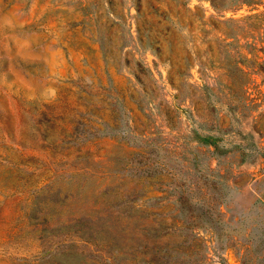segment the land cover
Here are the masks:
<instances>
[{"label":"rangeland","instance_id":"rangeland-1","mask_svg":"<svg viewBox=\"0 0 264 264\" xmlns=\"http://www.w3.org/2000/svg\"><path fill=\"white\" fill-rule=\"evenodd\" d=\"M217 1L0 0V264H264V0Z\"/></svg>","mask_w":264,"mask_h":264},{"label":"trees","instance_id":"trees-1","mask_svg":"<svg viewBox=\"0 0 264 264\" xmlns=\"http://www.w3.org/2000/svg\"><path fill=\"white\" fill-rule=\"evenodd\" d=\"M210 2L212 3V5L216 8H221V3L217 0H210ZM244 3L247 4H251L250 2H252V0H243ZM256 3V2H255ZM183 203L188 202V199L186 198V196L184 195L182 201ZM162 226V230L161 233L166 230V229H171L174 226L173 225H169V224H161ZM154 229L159 230L157 228V226L153 227ZM81 230V234H79V236L81 238H83L86 241L92 242L97 246H104L105 249H107V251L111 252V257L114 260H118L119 257H123L124 258H128L129 255H126V250L125 247L122 245L120 238L116 235L114 238H110V239H106V236H104L102 233H99L98 229H85V226H81L80 229ZM152 229H148V232H151ZM105 244V245H104ZM149 242L148 241H139V243L137 244V246L134 248V250L131 252L133 253V262L134 264H140V262L142 260L147 261L149 264H161L163 261H161L162 257L160 256L161 252H159V249L155 251V253L151 256L150 259H147V257H144L143 255H141L140 252H138V250L143 249L144 247H149ZM157 244L154 243L152 245V247H154L155 249ZM151 249V248H150ZM147 249H145L144 251L146 252ZM96 257V256H94ZM161 258V259H160ZM112 264V262L110 263Z\"/></svg>","mask_w":264,"mask_h":264}]
</instances>
